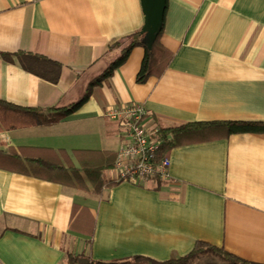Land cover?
<instances>
[{"label": "crops", "instance_id": "obj_1", "mask_svg": "<svg viewBox=\"0 0 264 264\" xmlns=\"http://www.w3.org/2000/svg\"><path fill=\"white\" fill-rule=\"evenodd\" d=\"M144 22L141 0H0V53L62 63L54 84L0 58V100L70 106L119 56L109 47ZM161 42L174 54L161 77L137 82L146 51L136 47L79 111L52 126L0 133V151L64 150L74 163V150L117 153L121 126L107 111L132 103L146 109L149 129L264 121V0H167ZM168 158L166 182H117L110 170L119 184L93 207L77 200L84 191L0 168V264H67L68 254L165 264L198 241L264 264V134L192 143ZM74 206L87 216L71 226Z\"/></svg>", "mask_w": 264, "mask_h": 264}, {"label": "trees", "instance_id": "obj_2", "mask_svg": "<svg viewBox=\"0 0 264 264\" xmlns=\"http://www.w3.org/2000/svg\"><path fill=\"white\" fill-rule=\"evenodd\" d=\"M164 33L157 37L152 50L143 43L142 29L125 37L109 47L108 54L119 51V56L107 69L93 79L82 98L67 107L29 108L0 100V133L27 129L38 126H52L63 122L79 111L90 99L92 91L109 80L129 58L136 47H143L146 55L137 76L138 83L150 78H159L168 69L174 54L161 42ZM0 58L13 64H19L24 70L54 84L60 82L62 63L46 57L28 53H0ZM160 157H168L174 148L192 143L227 140L237 134H264V121H213L197 122L171 128L160 127ZM116 152L74 150L73 162L69 154L60 150L58 153L48 148L19 147L10 148L7 153L0 151V168L32 176L62 186L78 189L89 194L102 195L104 190L111 189L119 183L108 178V172L115 167ZM85 208L74 206L72 225ZM206 257L204 264H257L228 253L203 241H198L193 250L186 256L179 257L174 253L165 264H192L196 259ZM67 264H163L146 257L137 256L131 259L103 261L95 259L92 254H68Z\"/></svg>", "mask_w": 264, "mask_h": 264}, {"label": "built area", "instance_id": "obj_3", "mask_svg": "<svg viewBox=\"0 0 264 264\" xmlns=\"http://www.w3.org/2000/svg\"><path fill=\"white\" fill-rule=\"evenodd\" d=\"M143 105L132 103L120 109H109L107 116L120 123L123 142L116 154L112 178L117 182L140 185L144 180L170 179L171 161L160 157V127L147 128Z\"/></svg>", "mask_w": 264, "mask_h": 264}, {"label": "water", "instance_id": "obj_4", "mask_svg": "<svg viewBox=\"0 0 264 264\" xmlns=\"http://www.w3.org/2000/svg\"><path fill=\"white\" fill-rule=\"evenodd\" d=\"M143 13L145 16L144 26L142 28L143 43L149 50L162 32L165 14L167 9V0H141Z\"/></svg>", "mask_w": 264, "mask_h": 264}, {"label": "rangeland", "instance_id": "obj_5", "mask_svg": "<svg viewBox=\"0 0 264 264\" xmlns=\"http://www.w3.org/2000/svg\"><path fill=\"white\" fill-rule=\"evenodd\" d=\"M101 198H103V199L110 198V191L106 190V192L105 193L103 192L102 196H98V198H94L93 195H90L86 192H79V197H77V200H79V202H81V204H84L85 206L93 207L92 200L93 199L99 200ZM120 198L126 199L127 198L126 194L120 195ZM88 202H90V203H88ZM205 260L208 261V259L206 257L200 258L199 260H196L195 262H193V264H204Z\"/></svg>", "mask_w": 264, "mask_h": 264}]
</instances>
